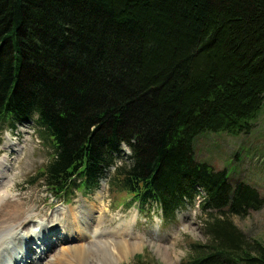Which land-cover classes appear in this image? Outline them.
<instances>
[{
	"label": "trees",
	"instance_id": "obj_1",
	"mask_svg": "<svg viewBox=\"0 0 264 264\" xmlns=\"http://www.w3.org/2000/svg\"><path fill=\"white\" fill-rule=\"evenodd\" d=\"M263 102L264 0H0V124L53 149L34 183L64 200L107 178L165 218L201 194L186 264H264L229 218L264 196L193 152L203 131L247 133Z\"/></svg>",
	"mask_w": 264,
	"mask_h": 264
},
{
	"label": "rangeland",
	"instance_id": "obj_2",
	"mask_svg": "<svg viewBox=\"0 0 264 264\" xmlns=\"http://www.w3.org/2000/svg\"><path fill=\"white\" fill-rule=\"evenodd\" d=\"M251 122V129L247 133L237 135L222 131L199 133L193 141V152L196 159L208 162L215 169H226L229 179L243 181L264 196V102ZM9 140L12 142L6 147L5 142ZM14 147L16 150H12ZM121 149L124 152L123 158H126L130 153L127 146L123 144ZM52 151L51 143L43 139L33 125H19L16 129L9 130L4 122L0 124V159L4 157V154L7 155L2 163L9 171H6L9 184L7 198L12 201L16 199V205L11 206H6L3 201H0V212L4 213V209L12 211L15 208H22L19 199L13 195L14 192L23 202L24 212L32 220L46 221L53 214H59L61 208L65 209L68 206L79 210L84 216L88 205L94 204L95 213L102 214V222L99 226L101 231H118V229H124L123 223L131 221V230L144 235L138 233L141 238L138 236L139 240L131 241L136 242L132 250L127 252L125 257L117 259L109 256V252L115 248V245H107L104 248L99 247V244L91 246L84 257L83 264H131L137 256H141L152 264H170L163 258V252L156 250L158 244L161 247L163 245L167 247L169 256L176 264H186L190 253L189 244L206 242L203 220L207 217L208 210L198 206L203 201L201 194L196 196L192 205L183 206L171 218L163 217L154 205H139L130 194L116 188L107 178L102 179L100 187L92 193L75 190L73 197L63 201L53 200L39 182L34 183L37 173L43 170L51 159ZM112 170L113 168L110 169ZM9 173L14 176V179ZM134 214L136 217H132ZM229 218L246 237L257 238L264 243V204L258 210H251L244 217L231 215ZM33 225L34 222L29 224L30 230H33ZM112 234L118 239L125 233ZM59 237H61L60 229L55 232L54 237L47 233L45 241L46 243L51 241L54 244L58 242L56 239ZM2 238L0 237V242ZM143 238H146L144 242H142ZM105 239H108L107 236ZM41 241H38L36 237L34 244L30 245L31 253L27 264L30 260L37 258L38 250L43 247ZM59 248L60 244L57 243L55 250L48 249L49 252L44 260L52 259ZM116 249H119V240Z\"/></svg>",
	"mask_w": 264,
	"mask_h": 264
},
{
	"label": "bare ground",
	"instance_id": "obj_3",
	"mask_svg": "<svg viewBox=\"0 0 264 264\" xmlns=\"http://www.w3.org/2000/svg\"><path fill=\"white\" fill-rule=\"evenodd\" d=\"M10 142L12 141L9 140L5 142V146L8 147ZM12 150H16V147L12 148ZM6 158L7 155L4 154V157L0 159V201H3L6 206H11L16 205V199L12 201L7 198L9 194V184L7 182L8 173H6V171H8V168L3 166ZM11 177L14 179V176L11 175ZM13 191L15 190L13 189ZM13 195L19 199L22 208H15L12 211L4 209V213L0 212V237H3L0 242V264H27L28 256L31 253L30 245H32V243L34 244L36 237H38V241L42 240L41 244L43 247L38 250L37 258L30 260L28 264H42L46 260H44V258L49 252L48 249L55 250L54 247L57 243L60 244L59 250L56 249L57 252L55 251V256L45 261L44 264H83L82 262L85 259L84 257L87 251H89L91 246H96V244H99L101 248L107 245H115V248L109 252V256L117 259L119 257H125V254L132 250L136 242L131 241L139 240L138 236L141 238L139 235L141 233H134L133 229L131 230V221L122 224L124 229H118V231H101L99 226L102 222V214L100 212L95 213L93 210L94 204L88 205L86 215L84 216L80 214L79 210H75L74 207L68 206L65 209L61 208L59 214H53L46 221L39 219L32 220V218L24 212L22 206L23 202L17 196V193L14 192ZM134 216L136 217L135 214L132 217ZM32 222H34L33 230H30L28 226ZM119 226L121 227V224ZM58 229L61 231V237L56 239L58 242L52 244L51 241H47L46 243L45 239L47 233L51 237H54ZM131 231L134 234L131 233ZM112 233L125 234L123 237L116 239L114 238L115 236L113 237L114 234ZM105 236H107L108 239H105ZM118 240L119 249H116ZM145 240L146 238H143L142 242ZM23 247L26 248L23 249ZM156 250L163 252V258L168 263L176 264L169 256L167 247L164 245L161 247L158 244Z\"/></svg>",
	"mask_w": 264,
	"mask_h": 264
}]
</instances>
